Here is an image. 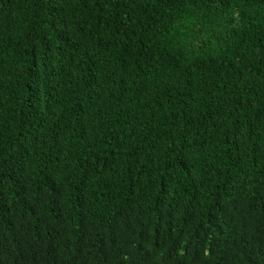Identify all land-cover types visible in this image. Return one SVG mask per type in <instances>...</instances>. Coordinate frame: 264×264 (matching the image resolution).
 Returning a JSON list of instances; mask_svg holds the SVG:
<instances>
[{"label":"trees","instance_id":"obj_1","mask_svg":"<svg viewBox=\"0 0 264 264\" xmlns=\"http://www.w3.org/2000/svg\"><path fill=\"white\" fill-rule=\"evenodd\" d=\"M0 264H264V0H0Z\"/></svg>","mask_w":264,"mask_h":264}]
</instances>
